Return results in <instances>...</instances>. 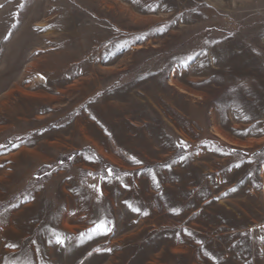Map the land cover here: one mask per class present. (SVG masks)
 Returning <instances> with one entry per match:
<instances>
[{"label":"rangeland","instance_id":"obj_1","mask_svg":"<svg viewBox=\"0 0 264 264\" xmlns=\"http://www.w3.org/2000/svg\"><path fill=\"white\" fill-rule=\"evenodd\" d=\"M0 264H264V0H0Z\"/></svg>","mask_w":264,"mask_h":264},{"label":"trees","instance_id":"obj_2","mask_svg":"<svg viewBox=\"0 0 264 264\" xmlns=\"http://www.w3.org/2000/svg\"><path fill=\"white\" fill-rule=\"evenodd\" d=\"M227 148H231V147H227ZM74 155H75V154H72V155L68 156V159H69V160H72V158H73ZM98 160H99L102 164H106V165H104V167L108 165V163H107V162L105 163V161H103L102 158L98 157ZM109 165H110V164H109ZM108 167H109V170L112 171V175H116V174L121 173L120 170L117 169L116 167H113V166H108ZM108 172H109V171L107 170V171H105L104 173L108 174Z\"/></svg>","mask_w":264,"mask_h":264},{"label":"snow or ice","instance_id":"obj_3","mask_svg":"<svg viewBox=\"0 0 264 264\" xmlns=\"http://www.w3.org/2000/svg\"><path fill=\"white\" fill-rule=\"evenodd\" d=\"M134 2H135V0H134ZM17 147H18V145H17ZM178 147H179V145H178ZM238 167V166H237ZM108 175H112V171L111 170H109V172H108ZM97 191H99L98 189H96ZM236 189H233L232 191H235ZM143 215H147V213H142ZM105 231H106V227H105ZM58 244H62L63 243V241L62 240H57L56 241Z\"/></svg>","mask_w":264,"mask_h":264}]
</instances>
